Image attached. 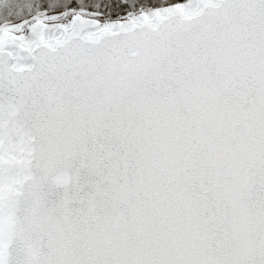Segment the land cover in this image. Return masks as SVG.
Wrapping results in <instances>:
<instances>
[{
    "label": "snow or ice",
    "instance_id": "obj_1",
    "mask_svg": "<svg viewBox=\"0 0 264 264\" xmlns=\"http://www.w3.org/2000/svg\"><path fill=\"white\" fill-rule=\"evenodd\" d=\"M0 264H264V0H0Z\"/></svg>",
    "mask_w": 264,
    "mask_h": 264
}]
</instances>
